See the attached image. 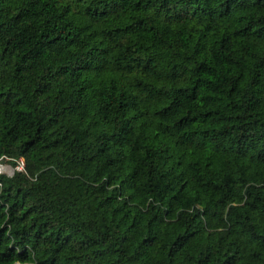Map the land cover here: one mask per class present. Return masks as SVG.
I'll return each instance as SVG.
<instances>
[{"label": "trees", "instance_id": "1", "mask_svg": "<svg viewBox=\"0 0 264 264\" xmlns=\"http://www.w3.org/2000/svg\"><path fill=\"white\" fill-rule=\"evenodd\" d=\"M0 264H264V0H0Z\"/></svg>", "mask_w": 264, "mask_h": 264}, {"label": "rangeland", "instance_id": "2", "mask_svg": "<svg viewBox=\"0 0 264 264\" xmlns=\"http://www.w3.org/2000/svg\"><path fill=\"white\" fill-rule=\"evenodd\" d=\"M0 167H1L0 172L5 173V174H10L12 172L13 168L16 167V165H15V167H12L8 163H5L4 161H2L0 163Z\"/></svg>", "mask_w": 264, "mask_h": 264}, {"label": "built area", "instance_id": "3", "mask_svg": "<svg viewBox=\"0 0 264 264\" xmlns=\"http://www.w3.org/2000/svg\"><path fill=\"white\" fill-rule=\"evenodd\" d=\"M21 164H22V160L21 159H19V162H18V164L16 165V169H19L20 167H21Z\"/></svg>", "mask_w": 264, "mask_h": 264}, {"label": "water", "instance_id": "4", "mask_svg": "<svg viewBox=\"0 0 264 264\" xmlns=\"http://www.w3.org/2000/svg\"><path fill=\"white\" fill-rule=\"evenodd\" d=\"M3 160H0V163L2 162Z\"/></svg>", "mask_w": 264, "mask_h": 264}, {"label": "bare ground", "instance_id": "5", "mask_svg": "<svg viewBox=\"0 0 264 264\" xmlns=\"http://www.w3.org/2000/svg\"><path fill=\"white\" fill-rule=\"evenodd\" d=\"M1 168V167H0Z\"/></svg>", "mask_w": 264, "mask_h": 264}]
</instances>
